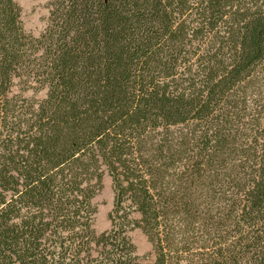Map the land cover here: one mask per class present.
<instances>
[{
  "label": "trees",
  "instance_id": "16d2710c",
  "mask_svg": "<svg viewBox=\"0 0 264 264\" xmlns=\"http://www.w3.org/2000/svg\"><path fill=\"white\" fill-rule=\"evenodd\" d=\"M48 7L0 0V264H264V0Z\"/></svg>",
  "mask_w": 264,
  "mask_h": 264
},
{
  "label": "rangeland",
  "instance_id": "374dc122",
  "mask_svg": "<svg viewBox=\"0 0 264 264\" xmlns=\"http://www.w3.org/2000/svg\"><path fill=\"white\" fill-rule=\"evenodd\" d=\"M20 5V16L22 19L25 30L37 35L39 34L47 24L48 20V0H16ZM16 91H19L21 87L17 85ZM23 94L27 96L35 95L42 97L45 95L46 88L40 90H34L29 87L23 89ZM94 201L97 205L96 212L94 214V227L97 232L108 228L110 220L108 212L112 207L113 201V189L111 185V178L105 171L102 177V186L94 196ZM129 234L136 245V252L144 258H152L154 255L152 243L147 238L146 234L140 227H133Z\"/></svg>",
  "mask_w": 264,
  "mask_h": 264
}]
</instances>
